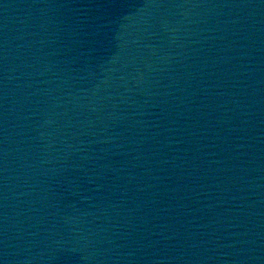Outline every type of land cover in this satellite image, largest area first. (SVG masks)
Here are the masks:
<instances>
[{
  "label": "water",
  "instance_id": "95a60500",
  "mask_svg": "<svg viewBox=\"0 0 264 264\" xmlns=\"http://www.w3.org/2000/svg\"><path fill=\"white\" fill-rule=\"evenodd\" d=\"M9 0H0V33L6 15Z\"/></svg>",
  "mask_w": 264,
  "mask_h": 264
}]
</instances>
